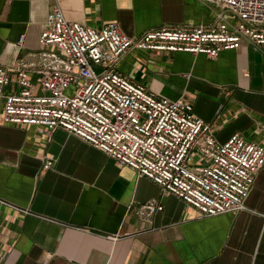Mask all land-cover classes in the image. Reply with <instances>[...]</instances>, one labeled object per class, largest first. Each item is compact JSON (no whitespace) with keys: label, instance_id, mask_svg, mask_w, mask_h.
<instances>
[{"label":"crops","instance_id":"0c3cea01","mask_svg":"<svg viewBox=\"0 0 264 264\" xmlns=\"http://www.w3.org/2000/svg\"><path fill=\"white\" fill-rule=\"evenodd\" d=\"M54 5L67 20L116 22L129 36L210 25L217 12L201 0H0V65L36 61ZM117 70L155 96L190 103L218 142L239 133L264 145V46L244 40L215 58L132 51ZM11 78L7 89L17 90ZM38 129L0 118V264H264V165L243 210L200 216L74 134ZM153 198L162 209L139 214Z\"/></svg>","mask_w":264,"mask_h":264},{"label":"built area","instance_id":"2783aa9c","mask_svg":"<svg viewBox=\"0 0 264 264\" xmlns=\"http://www.w3.org/2000/svg\"><path fill=\"white\" fill-rule=\"evenodd\" d=\"M216 8L210 25L162 26L139 35L116 22L100 27L67 20L52 6L38 37L36 61L0 65V118L4 123L62 128L173 194L200 216L233 213L264 165V145L234 133L218 142L182 99L155 96L117 70L132 51H184L215 58L246 40L264 46V0H201ZM224 13L235 17L231 22ZM17 90H8L12 83ZM34 75V80L30 74ZM74 89L67 93L70 86ZM52 161L46 159L44 167ZM158 199L140 205L150 217ZM116 236H111L115 238Z\"/></svg>","mask_w":264,"mask_h":264},{"label":"rangeland","instance_id":"374dc122","mask_svg":"<svg viewBox=\"0 0 264 264\" xmlns=\"http://www.w3.org/2000/svg\"><path fill=\"white\" fill-rule=\"evenodd\" d=\"M73 89H74V86L71 85L70 88L68 89L67 93H71Z\"/></svg>","mask_w":264,"mask_h":264}]
</instances>
